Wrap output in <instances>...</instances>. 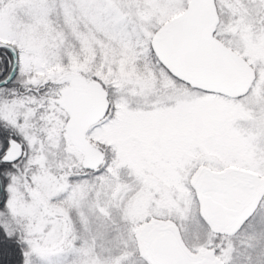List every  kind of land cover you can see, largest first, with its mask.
Here are the masks:
<instances>
[{
  "label": "snow or ice",
  "instance_id": "obj_1",
  "mask_svg": "<svg viewBox=\"0 0 264 264\" xmlns=\"http://www.w3.org/2000/svg\"><path fill=\"white\" fill-rule=\"evenodd\" d=\"M0 264H264V0H0Z\"/></svg>",
  "mask_w": 264,
  "mask_h": 264
}]
</instances>
